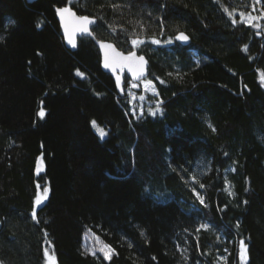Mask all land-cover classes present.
Masks as SVG:
<instances>
[{
  "label": "trees",
  "instance_id": "trees-1",
  "mask_svg": "<svg viewBox=\"0 0 264 264\" xmlns=\"http://www.w3.org/2000/svg\"><path fill=\"white\" fill-rule=\"evenodd\" d=\"M256 4L0 0V264H100L103 244L127 264H242L241 241L264 264V20L240 15ZM66 6L147 58L159 112L119 94L91 39L67 48Z\"/></svg>",
  "mask_w": 264,
  "mask_h": 264
},
{
  "label": "snow or ice",
  "instance_id": "snow-or-ice-1",
  "mask_svg": "<svg viewBox=\"0 0 264 264\" xmlns=\"http://www.w3.org/2000/svg\"><path fill=\"white\" fill-rule=\"evenodd\" d=\"M257 2H259V0H257ZM114 7H118V6H114ZM56 11L60 15L61 20L64 22L65 32H66V35L68 37V42L73 47H76V40L74 37H75V34L77 32H79L81 35H83V34L91 35V32L89 31V25L94 23V20L90 19L88 16L77 17L76 14L69 7L58 8V9H56ZM240 15L242 17H245L246 22L250 23L251 26H253V27H260V25L252 24V21H255L257 19H264V15H262L260 17L251 16V14H248L247 16H245L244 13H240ZM229 16H232V12H229ZM70 21L74 25V27L72 28L71 31H69V22ZM236 22L237 21L235 20V18H233V23H236ZM180 39L187 40L188 38L186 36L181 35ZM155 42L159 43V41H155ZM132 43L135 45L138 43H142V41H139L138 39H134L132 41ZM101 47L106 50L105 51V67L112 68L113 71H115L117 67H121V68L124 66L131 67V65L135 64L137 61V57H136V54L134 52H129L128 55L125 56L123 53L115 51L114 47L111 44L102 43ZM245 50H247V46H245ZM109 52H111V54H109ZM138 60L140 63L139 72H137L135 69H132V70H133L135 75H142L143 74V64H145L146 61H144L143 57H139ZM77 74L83 76V73L78 72ZM261 79H262V82H264V73H261ZM117 80L119 82V77L117 78ZM150 83L151 82H149V84ZM151 114L155 115V112H152ZM39 115L41 117L44 115L43 108H41ZM92 125H93V127L97 128L98 133L101 136V138H103L106 135V132L104 131V129L100 128L99 125H97L96 121H92ZM193 179H195V177H193ZM200 186L203 187L202 184ZM197 195H199V194H197ZM46 198H47V192H45V195H44V199H46ZM200 202L202 204L204 203L203 197H200ZM36 203L37 204L41 203V197L40 196L36 197ZM35 215H36V213L33 212V216H35ZM201 227L207 228V225H202ZM240 243H241V260L245 261L246 260V246L244 245L243 241H241ZM103 249L107 250V251H105L106 256H108L109 253L111 251H113L111 249V247L107 244L102 245V250ZM44 254L48 258L49 264H55V259L49 255L47 249L44 250Z\"/></svg>",
  "mask_w": 264,
  "mask_h": 264
},
{
  "label": "water",
  "instance_id": "water-1",
  "mask_svg": "<svg viewBox=\"0 0 264 264\" xmlns=\"http://www.w3.org/2000/svg\"><path fill=\"white\" fill-rule=\"evenodd\" d=\"M26 1L31 4V3L36 2L37 0H26ZM72 11L76 14L77 17H79V15L76 13L75 10H72ZM57 20L60 24L61 32L63 33L64 43L66 44L67 48L70 49L71 51L76 52V50L78 49V45H79V42H78L79 39L89 38L93 42H95V44L98 46L99 52L101 53V59H102V63H103V66H102L103 72L110 74L112 76L114 83L117 85L119 94L123 95L124 88L126 85L125 78H128L130 82L135 83V84H141L142 81L149 78V71H148L149 70V61L147 60V58L145 56L139 55V53L136 51H134V53L136 54L137 61L135 64L131 65V67H129V66H124L122 68L117 67L115 71H113L112 68L105 67V51L106 50L101 47L102 43L111 44L114 47L115 51L123 53L125 56L128 54H125L123 51L118 50L117 47L111 42L106 43V42H101V41L96 40V38L93 34V31H92V28L94 26H96L97 20H94V23L89 25V31L91 32V35H88V34L81 35L79 32H77L75 34L74 38L76 40V47H73L71 44H69L68 37H67L66 32H65L64 22L61 20L60 15L58 13H57ZM73 27H74V25L70 21L69 22V31H71ZM182 35L185 36L184 34H182ZM180 37H181V35L178 36L179 43L182 46L187 45L189 42V38L187 37L188 38L187 40H183V39H180ZM109 54H111V52H109ZM139 57H143L144 61H146V63L143 64V74L142 75H135L132 69H135L137 72H139V68H140V63L138 60ZM118 77H119V82L117 80ZM42 170H43V167L40 166V167H38V170L36 173H40V172H42Z\"/></svg>",
  "mask_w": 264,
  "mask_h": 264
},
{
  "label": "rangeland",
  "instance_id": "rangeland-1",
  "mask_svg": "<svg viewBox=\"0 0 264 264\" xmlns=\"http://www.w3.org/2000/svg\"><path fill=\"white\" fill-rule=\"evenodd\" d=\"M256 2H257V0H256ZM254 9L255 10H253V13H255V14H251V16L260 17V16L264 15V4L260 0L255 5ZM241 19L245 24L246 23L250 24V23L246 22L245 17H242ZM262 20H264V19H257L255 21H252V24H258V22L262 23ZM140 44L141 43H138L135 45L133 44V48L137 49L140 46ZM124 90L129 96H131L132 104H135L139 107L140 115L142 114V112H148L149 114H151L152 112H155V113L159 112L160 103L156 99L157 93L155 92L153 83L149 84V82H147V81H142L141 84H135V83L131 82L128 87L125 86ZM138 91H141V93H142L141 97L137 96ZM149 98H151L152 100L154 99V100L150 101ZM95 129L97 130V128H95ZM45 192H47V198H48V196H49L48 189H42L38 193L39 196L41 197V203H43L47 200V198L44 199ZM36 205L39 206L40 204L36 203ZM48 253L50 256H52L55 259V264H63L64 261H66L65 258L59 257L49 250H48ZM100 256H101L99 258L100 264H127V263L119 262L118 260H116L112 256H110V254L108 256H106L104 252ZM247 261L248 260H247V250H246V260L242 261V264H246ZM46 264H49L47 257H46Z\"/></svg>",
  "mask_w": 264,
  "mask_h": 264
},
{
  "label": "bare ground",
  "instance_id": "bare-ground-1",
  "mask_svg": "<svg viewBox=\"0 0 264 264\" xmlns=\"http://www.w3.org/2000/svg\"><path fill=\"white\" fill-rule=\"evenodd\" d=\"M131 83V82H130Z\"/></svg>",
  "mask_w": 264,
  "mask_h": 264
}]
</instances>
